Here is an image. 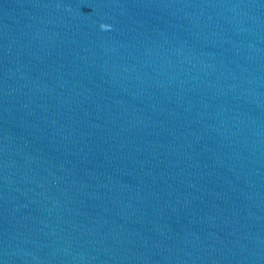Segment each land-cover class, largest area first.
Masks as SVG:
<instances>
[{"label":"water","instance_id":"95a60500","mask_svg":"<svg viewBox=\"0 0 264 264\" xmlns=\"http://www.w3.org/2000/svg\"><path fill=\"white\" fill-rule=\"evenodd\" d=\"M0 264H264V0H0Z\"/></svg>","mask_w":264,"mask_h":264}]
</instances>
